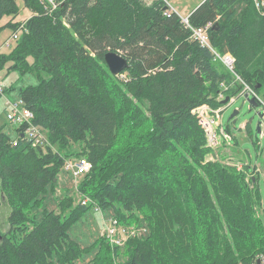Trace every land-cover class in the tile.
Listing matches in <instances>:
<instances>
[{"label": "trees", "instance_id": "trees-1", "mask_svg": "<svg viewBox=\"0 0 264 264\" xmlns=\"http://www.w3.org/2000/svg\"><path fill=\"white\" fill-rule=\"evenodd\" d=\"M23 1L31 10L26 31L0 53V69L10 62L36 76L17 95L45 139L32 145L23 125L14 138L0 126V203L10 207L0 264H77L85 247L68 229L90 207L110 208L119 225L147 234L121 246L100 234L89 264L264 258L256 169L238 166L229 142L210 146L193 112L201 104L224 108L220 101L239 91L234 75L191 37V27L209 23L211 47L235 57L236 74L264 102V16L253 2L202 0L186 24L165 0ZM17 13L15 0H0V20ZM107 51L128 67L113 75ZM75 142L78 150L66 152ZM68 157L90 162L77 179L78 200L66 195L38 213L39 196L54 189Z\"/></svg>", "mask_w": 264, "mask_h": 264}, {"label": "rangeland", "instance_id": "rangeland-1", "mask_svg": "<svg viewBox=\"0 0 264 264\" xmlns=\"http://www.w3.org/2000/svg\"><path fill=\"white\" fill-rule=\"evenodd\" d=\"M167 3L169 0H165ZM188 0H171V3L177 7L182 15H187V9H191V3ZM18 13L16 15H4L0 20L3 26L0 29V53H9L15 47V39H12L13 28L7 23H21L25 21L30 15L31 10L24 6L23 0H15ZM169 4V3H168ZM9 41L8 47L5 45ZM10 62L6 63L0 69V88L3 93L0 95V126L2 130L10 137H15V125L10 118V110L6 105V100L17 101L18 91L21 87L28 85H35L37 83L36 76L31 72L20 73L17 69L9 67ZM13 86L8 89V87ZM8 89V90H7ZM7 90V91H6ZM232 102L227 104L220 112L219 121L226 132L229 134V149L234 162L247 164L249 169L253 171L256 169L259 178L258 186L261 195L262 206L264 204V135L256 132L257 122L260 120L261 130H264V118L260 119L256 114L257 110L262 106L250 108L248 101L243 95L235 96ZM237 111V113L229 119L230 115ZM234 120V122H233ZM219 132V131H218ZM123 137L124 134H121ZM79 143H72L65 149L66 152L73 153L77 151ZM73 157H68L69 160ZM232 161V160H231ZM72 196L78 200L79 195L76 193V185L73 176L63 167L57 175V180L54 189L49 186L44 194L39 196L42 199V204L36 206L34 209L38 213L43 208L52 210L57 208V202L63 196ZM3 203V204H2ZM4 200L0 203V230L5 232L8 229L7 217L9 215L10 207ZM260 215L264 222V210L260 209ZM110 222H109V221ZM113 213L110 208H104L99 211L95 207H90L86 210L75 222L71 224L68 229L70 238L77 241L82 247H85L77 264H89V260L93 258L98 250L99 243L97 239L106 226L113 227ZM112 222V223H111ZM111 224V225H110ZM133 229H138V225H133ZM147 230L144 226L139 229V235H146ZM123 241L121 245L124 244ZM120 245V246H121ZM57 264V263H55ZM237 264H242L238 262Z\"/></svg>", "mask_w": 264, "mask_h": 264}, {"label": "built area", "instance_id": "built-area-1", "mask_svg": "<svg viewBox=\"0 0 264 264\" xmlns=\"http://www.w3.org/2000/svg\"><path fill=\"white\" fill-rule=\"evenodd\" d=\"M48 1L53 3V0H48ZM251 1L253 2L257 12L261 16H264V0H251ZM183 21L184 23L187 24V17H183ZM208 26H210V23L202 27L201 26L191 27L192 39L197 40L200 43V45L208 47L213 54V58L219 60L225 66V68L234 75L235 80L239 84V91L237 95H243L245 98L253 96L256 99L258 106L259 105L262 106V108L259 110L264 114V102L254 92V90L242 78H240L236 74L234 70L235 57L229 52L219 53L211 47L210 37L207 33ZM25 31H26L25 23L21 22L12 33V39H16L18 35L21 34V32H25ZM8 44L9 41H6L5 45ZM224 88L226 87L224 86ZM220 97L222 98L223 94H221ZM233 98H235V96L230 97V101L228 102V104L232 102ZM6 105L9 107L10 118L12 123L15 126L23 125L25 127L24 135L26 137V140L31 141L32 145H37L42 141H44V134L42 133L41 129L32 122L33 115L31 111L23 106L20 99L17 101H10L7 99ZM222 109L223 107L212 108L207 104H201L193 110V112L195 113L198 119L200 126L203 128L205 132L207 142L210 146H215L219 144L221 141L229 142L230 136L228 133H226L223 130V127L220 125V121H219V116ZM261 134L264 135L263 129L261 130ZM63 167L65 168V170L70 172L76 184L77 179L89 170L90 162L83 157H74L65 161ZM88 200L89 198L84 197L81 203L85 204ZM112 221L114 226L113 227L106 226V229H104L101 233L104 235L105 239L112 246H120L123 243V241L128 237H132L135 236L136 234H139V229L142 227V226H138V229H133L131 228L133 227V225L122 226L119 225L116 220L113 219ZM260 262L261 264H264V258H260ZM251 264H257V262Z\"/></svg>", "mask_w": 264, "mask_h": 264}, {"label": "water", "instance_id": "water-1", "mask_svg": "<svg viewBox=\"0 0 264 264\" xmlns=\"http://www.w3.org/2000/svg\"><path fill=\"white\" fill-rule=\"evenodd\" d=\"M104 61L109 71L113 75H118L121 71L125 70L129 65L128 60L124 56L118 54L115 51H107L104 54ZM246 100L248 101L250 108H255L257 106V101L253 96L246 98ZM227 101H228V96H225L220 102L221 104H225ZM236 113L237 111H234L230 115L229 119H231ZM256 114L259 116L260 119L264 117V114L260 110H258ZM260 130L261 128H260V120H259L257 122L256 132L260 133ZM257 264H261L260 260H257Z\"/></svg>", "mask_w": 264, "mask_h": 264}, {"label": "crops", "instance_id": "crops-1", "mask_svg": "<svg viewBox=\"0 0 264 264\" xmlns=\"http://www.w3.org/2000/svg\"><path fill=\"white\" fill-rule=\"evenodd\" d=\"M190 0L187 1V3L189 2ZM202 0H191L190 2H192L191 4V9H187V15L191 12V10H193ZM169 3V4H168ZM167 4L172 8L174 9L176 12H178L181 16H184L186 17L187 15H182L176 6H174L172 3H171V0H169Z\"/></svg>", "mask_w": 264, "mask_h": 264}, {"label": "bare ground", "instance_id": "bare-ground-1", "mask_svg": "<svg viewBox=\"0 0 264 264\" xmlns=\"http://www.w3.org/2000/svg\"><path fill=\"white\" fill-rule=\"evenodd\" d=\"M206 26V25H205ZM209 27V26H208ZM210 28V27H209ZM195 40V39H194ZM7 47H8V45H6ZM202 46V45H201ZM204 47V46H203ZM206 47V46H205ZM237 96H239V95H237ZM236 98V97H235ZM45 139V138H44ZM3 204V203H2ZM5 205H7V204H5ZM109 221V220H108ZM110 222V221H109ZM112 223V222H111ZM111 225V224H110ZM111 227V226H110Z\"/></svg>", "mask_w": 264, "mask_h": 264}]
</instances>
